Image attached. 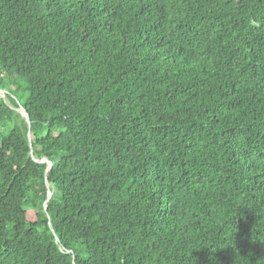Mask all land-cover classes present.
<instances>
[{"label":"trees","instance_id":"trees-1","mask_svg":"<svg viewBox=\"0 0 264 264\" xmlns=\"http://www.w3.org/2000/svg\"><path fill=\"white\" fill-rule=\"evenodd\" d=\"M0 90V264H264V0H0Z\"/></svg>","mask_w":264,"mask_h":264},{"label":"rangeland","instance_id":"rangeland-1","mask_svg":"<svg viewBox=\"0 0 264 264\" xmlns=\"http://www.w3.org/2000/svg\"><path fill=\"white\" fill-rule=\"evenodd\" d=\"M0 99H3L7 104H9L17 113L20 114L21 119H26L25 112L22 107H14L12 106L11 102L9 101L7 97V91L5 90H0Z\"/></svg>","mask_w":264,"mask_h":264},{"label":"water","instance_id":"water-1","mask_svg":"<svg viewBox=\"0 0 264 264\" xmlns=\"http://www.w3.org/2000/svg\"><path fill=\"white\" fill-rule=\"evenodd\" d=\"M24 110V109H23ZM24 112H25V110H24ZM25 116H26V121H27V124H28V126H29V128H30V119H29V116H28V114L25 112ZM28 139L30 140L31 138H30V133H28ZM38 162H40V163H43V162H46L47 163V167H48V170L50 169V167H51V164H50V162L47 160V159H44V160H40V161H38ZM47 186H49V184H48V182H47ZM51 192H48V198H47V201L49 200V198L51 197ZM47 201H46V203H47ZM47 210V206H46V204H45V211ZM49 226H50V228H51V224L49 223Z\"/></svg>","mask_w":264,"mask_h":264}]
</instances>
